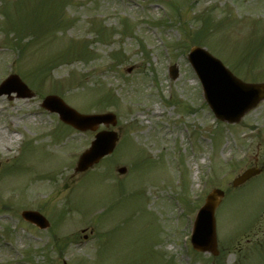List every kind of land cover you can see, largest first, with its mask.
<instances>
[{
	"label": "rangeland",
	"instance_id": "1",
	"mask_svg": "<svg viewBox=\"0 0 264 264\" xmlns=\"http://www.w3.org/2000/svg\"><path fill=\"white\" fill-rule=\"evenodd\" d=\"M192 45L264 80V0H0V81L14 71L34 92L0 96V159L12 153L0 163V264H210L189 235L213 188L225 192L218 264H264V101L237 124L216 122L186 59ZM48 93L81 112L113 111V153L74 173L94 132L59 125L39 106ZM255 156L262 172L233 189ZM25 208L50 226L24 222Z\"/></svg>",
	"mask_w": 264,
	"mask_h": 264
},
{
	"label": "water",
	"instance_id": "2",
	"mask_svg": "<svg viewBox=\"0 0 264 264\" xmlns=\"http://www.w3.org/2000/svg\"><path fill=\"white\" fill-rule=\"evenodd\" d=\"M189 60L202 82L205 98L216 116L220 119L229 122L238 121L247 110L254 107L261 99H264V83L248 84L240 81L204 49L192 48ZM173 76H176L175 68ZM13 77L15 80L7 79L0 85V93H9L16 90L19 96L30 95L20 79L17 76ZM42 105L51 110L58 111L66 123L80 129H94L101 121L114 123V116H109V118L107 115H82L69 108L57 97H47ZM115 140V134L112 132L98 133L96 139L92 142L91 148L80 157L76 170H85L94 162H97L101 156L112 150ZM119 170L123 172L124 168H120ZM257 172L256 169L246 170L234 179L233 185L243 182ZM222 195V191L218 189L213 190L207 196L205 204L196 215L191 236L192 245L196 250L216 253L213 214ZM23 216L40 226L46 224L44 217L36 212H23Z\"/></svg>",
	"mask_w": 264,
	"mask_h": 264
},
{
	"label": "bare ground",
	"instance_id": "3",
	"mask_svg": "<svg viewBox=\"0 0 264 264\" xmlns=\"http://www.w3.org/2000/svg\"><path fill=\"white\" fill-rule=\"evenodd\" d=\"M2 137H4V136H1V138H2ZM9 140H10V139L8 138V141H9ZM0 142H1V140H0ZM1 144H2V143H1ZM1 144H0V145H1Z\"/></svg>",
	"mask_w": 264,
	"mask_h": 264
}]
</instances>
